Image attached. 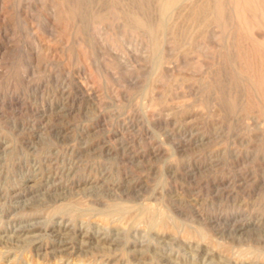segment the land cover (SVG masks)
Wrapping results in <instances>:
<instances>
[{
	"label": "rangeland",
	"instance_id": "1",
	"mask_svg": "<svg viewBox=\"0 0 264 264\" xmlns=\"http://www.w3.org/2000/svg\"><path fill=\"white\" fill-rule=\"evenodd\" d=\"M157 1L0 0V264H264V0Z\"/></svg>",
	"mask_w": 264,
	"mask_h": 264
},
{
	"label": "bare ground",
	"instance_id": "2",
	"mask_svg": "<svg viewBox=\"0 0 264 264\" xmlns=\"http://www.w3.org/2000/svg\"><path fill=\"white\" fill-rule=\"evenodd\" d=\"M144 1V0H142ZM185 1L186 0H158V10H159V15H160V22L157 24L156 27H154L153 25H151L148 21H145L141 18H134V20L136 23H138L139 25L145 26L147 27L152 33L159 34L160 32L164 31L166 29V24H165V20L168 18V16L176 13L177 11H181L184 8L185 5ZM252 2V1H251ZM254 2V1H253ZM144 4V3H143ZM208 4V3H207ZM147 5V4H146ZM157 6V5H156ZM208 6V5H207ZM193 7V6H192ZM203 7V6H202ZM261 7V6H260ZM215 8V6H214ZM211 10V9H210ZM213 10V8H212ZM216 10V9H215ZM128 12V11H127ZM130 12V11H129ZM208 12V9L206 7H203L202 9H200L199 14H206ZM218 12V11H217ZM126 13V12H125ZM217 15V13L215 14ZM195 17V16H194ZM199 17V16H197ZM196 17V18H197ZM214 17H218V16H214ZM216 19V18H215ZM137 24V25H138ZM136 25V24H135ZM150 32V33H151ZM158 46V45H157ZM158 50V49H157ZM35 215V214H34ZM36 216V215H35ZM39 216V215H38Z\"/></svg>",
	"mask_w": 264,
	"mask_h": 264
}]
</instances>
